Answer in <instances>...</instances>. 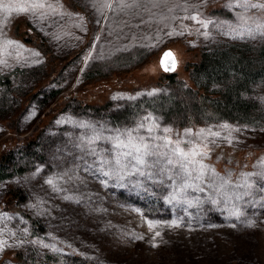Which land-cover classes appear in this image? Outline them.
<instances>
[{
	"label": "rangeland",
	"instance_id": "obj_1",
	"mask_svg": "<svg viewBox=\"0 0 264 264\" xmlns=\"http://www.w3.org/2000/svg\"><path fill=\"white\" fill-rule=\"evenodd\" d=\"M32 2L40 0H0L25 6ZM42 2L51 7L11 15L0 10V76L11 75L14 87L28 81V73L39 71L41 54L10 33L16 23H20L17 29L24 30L28 20L56 55L69 58L75 53L52 83L63 93L49 107L60 101V96L83 88L92 71L110 77L93 84L96 92L93 85L88 86L82 98L96 106L107 102L109 109L116 106L110 113H94L83 112L72 102L54 119L53 126L42 136L38 134L31 158L26 152L15 154L28 171L0 182V241H6L0 246V264H18L9 258L15 251L24 254L25 264H264V69L247 89L251 109L243 122L201 118V124L176 128L164 110L175 92L196 83L208 84L216 91L233 86V65L225 75L211 79L192 71L202 53L233 57L241 52L246 59L261 61L264 27L258 25H264V9L235 7L239 0H140L138 6L123 10L116 6L117 0ZM250 2L264 5V0ZM107 3L115 11L106 7ZM192 16L207 27L185 18ZM7 40L14 44L6 45ZM165 50L171 51L177 62L171 84H166L160 65ZM135 64L136 71L112 74V70ZM22 70L27 71L20 74ZM82 81L85 83L80 85ZM103 83L109 86L97 87ZM114 85L120 86L113 89ZM12 97L13 92L0 85V117L8 118L18 107L17 102H10ZM117 109H123L122 116L114 125L108 118ZM45 111L30 102L20 117L19 137L30 134ZM149 115L161 129L172 130L163 133L158 129L156 133L174 141L184 140L187 129L220 133V137L203 140L208 152L202 160L207 166L203 181H181L174 175L175 169L155 180L101 174L100 157L91 155V149L111 159L115 152L109 155L105 151L111 150L107 138L136 128ZM136 134L148 135L143 129ZM204 135L207 137V131ZM97 136L102 138L88 143ZM11 137L0 124V149ZM220 147L252 152L253 158L240 168L233 160L219 166L214 163L222 157ZM103 170L108 171L109 166ZM219 178L228 181L226 187H220ZM15 187L23 197L20 207L44 231L27 224L20 215L3 212L2 199ZM172 195L176 200L169 202ZM237 211L239 216L233 214ZM174 222L179 226H171Z\"/></svg>",
	"mask_w": 264,
	"mask_h": 264
},
{
	"label": "trees",
	"instance_id": "obj_2",
	"mask_svg": "<svg viewBox=\"0 0 264 264\" xmlns=\"http://www.w3.org/2000/svg\"><path fill=\"white\" fill-rule=\"evenodd\" d=\"M28 21V20H27ZM25 21V29L19 30L17 26L20 23H16L15 27L11 28L10 33L12 36L20 40L24 45L29 46L41 54L42 64L39 67V71L33 74L25 75L28 81L17 82L19 86L12 87L13 81L11 75L0 76V85L5 87V90L13 92L11 103L17 102L18 107L8 117H0V124L11 133L13 137L4 141L3 147L0 149V182L9 181L16 175L24 174L28 171L26 164L17 161L15 154L20 152H26L27 158H31L33 155L34 147L37 144L38 134L39 136L43 131H47L53 126L54 119L61 113L65 112L72 102H76V106L79 110L85 112L86 110L94 113H110L114 107L109 109L111 106L109 102L105 105H92L89 99L84 100L83 94L85 89L93 84H98L109 78V74L102 71H92L88 73L86 79L87 83L83 88H76L70 95L60 96L54 106L49 105L53 103L55 98L62 94V89L59 87H52V83L58 79L60 74L64 72L66 65L73 58L75 53L71 57H60L56 55L50 46L46 43L45 37L35 30L32 25ZM79 53V52H78ZM77 53V55H78ZM239 55L225 57L224 55L218 56L202 53L198 62L192 64V71L194 73L201 74L203 79H211L216 76L220 77L230 71L229 66H232L235 75L233 76V86L228 89H221L219 91L212 90L208 84L196 83V86L185 89L184 91H177L172 95L169 100L168 107L164 106L166 111V118L173 120L176 128L183 127L185 125L201 124V118L215 119V120H226L229 122H236L240 120L243 122V118L249 116V109H251L249 93L247 89L254 86V82L257 79V75L264 69V48L262 50V59L259 62L256 60L246 59L244 53L238 52ZM150 56H145L143 61L147 60ZM226 62L225 64H223ZM230 62V63H227ZM138 69L137 65H132L126 69L112 70V74H120L133 72ZM27 70L20 71V74H24ZM109 76V77H107ZM175 74H164V78L167 80L166 84H171L175 81ZM118 78V77H116ZM114 78V81L115 79ZM120 80V79H119ZM226 79H222L224 81ZM89 81V82H88ZM26 82H29V86L26 87ZM117 81L116 83H118ZM5 83L7 85L5 86ZM85 82H81L83 85ZM119 84V83H118ZM107 87V83L101 84ZM105 85V86H103ZM109 86V85H108ZM120 86V85H118ZM114 85V88L118 87ZM95 89V86L93 85ZM98 91L97 89L94 90ZM36 100V101H35ZM36 102V105L40 109H46L44 116L40 119L39 123L35 128L25 137H19V122L23 111L27 108L30 102ZM90 101V102H89ZM89 102V103H85ZM123 109H117L115 113L110 115L109 121L115 124L117 117L122 116L120 114ZM118 113V114H117ZM42 136V135H41ZM222 157L220 161L214 163L219 166L230 163V160L236 161L239 168L243 167L246 161L253 158L252 152L243 151L235 148L220 147ZM218 152V149L217 151ZM23 200L21 191L15 187L13 190L10 188L2 202L3 212L13 213L20 215L27 224L39 231H44L43 226L28 212H25L20 204ZM13 262L18 264H25L26 259L24 254L20 251H15L13 255L9 256ZM75 258V257H74ZM79 259V257H76ZM81 260V259H79ZM83 264H86L83 262Z\"/></svg>",
	"mask_w": 264,
	"mask_h": 264
},
{
	"label": "snow or ice",
	"instance_id": "obj_3",
	"mask_svg": "<svg viewBox=\"0 0 264 264\" xmlns=\"http://www.w3.org/2000/svg\"><path fill=\"white\" fill-rule=\"evenodd\" d=\"M139 2L140 0H131V3H129L128 0H117L116 6L123 10L124 8L136 7ZM46 6L51 7V5H45L42 0H40V2L28 3L27 6L24 4L0 3V10L8 15H11L12 13H35L37 9H42ZM105 6L115 11V8L111 3H107ZM235 7L245 9H264V5L251 3L250 0H239ZM185 18H190L194 22L207 27V23L199 20L196 16ZM7 19L8 16L5 17V20ZM241 19L243 20L244 18L241 17ZM258 27H264V25H258ZM168 35L171 36L172 33H168ZM261 35H264V32H262ZM13 44L14 42L11 40L6 41V45ZM17 47H19V45H17ZM9 55H11V53H9ZM165 55H170V53H166ZM89 57H91V53L89 54ZM165 70L167 71L168 68L166 67ZM149 95H152V93H149ZM222 127L227 128L228 126L224 125ZM140 129H143L148 135H137L136 133H138ZM158 129L163 133H170L172 131L167 127L161 129V126L157 123L156 119L149 115L146 116L144 122H141L136 128L125 130L124 132L118 131L114 137L107 138L111 141V150L105 151H107L109 155H111L112 151L115 152V156L111 159L101 156L95 148L91 149V155L100 157L98 162L101 165V174L109 178L116 176L119 179H123L125 175H131L142 176L148 180H155L166 171H172L175 169L174 175L181 181L185 180V178L203 181L206 175L205 169L207 166L202 163V160L208 155V152L204 150L207 148V144H204L203 140L208 137H220V133L215 132L212 129H201L199 133H193L191 129H187L185 130L186 138L184 140L174 141L170 136L158 135L156 133V130ZM205 131H207V137L204 135ZM101 138L102 137L99 136L94 137L90 139L88 143H95ZM157 140L162 141V143H152ZM209 143H215V140H209ZM181 144H189L191 147L184 148ZM162 148L168 149V151H161ZM105 165L109 166L108 171L103 170V166ZM219 179L220 187H226L228 181L223 178ZM47 182L53 184L52 180ZM184 187H191V185L184 184ZM197 187L199 188L198 185ZM199 190L202 191L203 189L199 188ZM173 200H176V195H172L169 202ZM213 203H217V201H213ZM233 214L239 216L241 213L237 211ZM171 226L178 227L179 225L174 222ZM152 227L153 225L149 224V228L151 229ZM159 235L160 233L157 232L156 236ZM3 244H6V241H0V246ZM155 246L156 245H153V247ZM45 247H48V245H45Z\"/></svg>",
	"mask_w": 264,
	"mask_h": 264
},
{
	"label": "water",
	"instance_id": "obj_4",
	"mask_svg": "<svg viewBox=\"0 0 264 264\" xmlns=\"http://www.w3.org/2000/svg\"><path fill=\"white\" fill-rule=\"evenodd\" d=\"M166 53H170V55H165ZM162 60L160 62V65H161V69L164 73L166 74H172V73H175V70H176V66H177V62H176V59H175V56L174 54L169 51V50H165L162 55ZM162 61H163V64H162ZM168 68V70L166 71L165 68Z\"/></svg>",
	"mask_w": 264,
	"mask_h": 264
}]
</instances>
